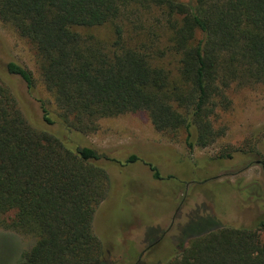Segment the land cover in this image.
<instances>
[{"label":"trees","instance_id":"obj_1","mask_svg":"<svg viewBox=\"0 0 264 264\" xmlns=\"http://www.w3.org/2000/svg\"><path fill=\"white\" fill-rule=\"evenodd\" d=\"M137 11L156 12L163 35L126 40L125 22ZM0 22L34 45L55 110L40 102L43 123H32L0 81V227L34 239L17 264L98 262L103 241L93 221L113 184L109 167L141 161L161 178L136 153L99 151L47 125L83 140L101 118L145 112L158 133L183 132L189 150L203 148L225 133L215 122L230 85L264 84V0H0ZM104 25L109 41L86 32ZM3 69L34 87L14 60ZM232 152L264 161L252 147L217 160ZM213 218L179 238L163 264H264V217L251 225Z\"/></svg>","mask_w":264,"mask_h":264},{"label":"rangeland","instance_id":"obj_2","mask_svg":"<svg viewBox=\"0 0 264 264\" xmlns=\"http://www.w3.org/2000/svg\"><path fill=\"white\" fill-rule=\"evenodd\" d=\"M158 18L156 12H135L131 22H125L124 38L133 42L153 38L154 33L163 35ZM86 32L107 41L113 38L110 25ZM163 58L170 66L175 62L169 53ZM8 60L31 72L32 90L18 76L4 72ZM0 81L13 91L19 108L32 123H43L40 102L55 111L42 81L34 45L1 22ZM226 93L230 102L219 107L215 122L224 126L225 133L212 145L192 150L186 147L183 132L169 139L155 131L145 112L101 118L98 130L83 135V140L58 124L47 125L61 136L87 142L99 151L136 153L161 174L155 179L141 161L118 169L109 167L113 184L93 221V230L103 241V252L94 264H163L167 256L179 250V238L213 224V216L221 217L224 223L241 221L244 225L264 217V161L248 163L235 152L232 158L217 160L224 150L250 147L259 150L264 160V84L233 83ZM259 235L264 243V230ZM33 241L29 235L0 227V264H17Z\"/></svg>","mask_w":264,"mask_h":264}]
</instances>
